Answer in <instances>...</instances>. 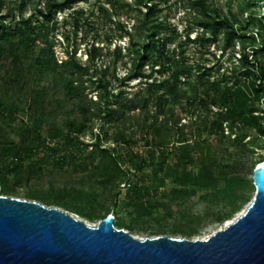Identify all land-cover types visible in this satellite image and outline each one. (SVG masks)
<instances>
[{"label":"rangeland","instance_id":"374dc122","mask_svg":"<svg viewBox=\"0 0 264 264\" xmlns=\"http://www.w3.org/2000/svg\"><path fill=\"white\" fill-rule=\"evenodd\" d=\"M1 1L0 25L13 30L23 27L24 33L14 41L19 53L30 55L19 66L24 70L21 80L0 69V144L5 139L18 144L10 159L0 152V176L6 175L3 181L13 189L6 196L58 207L92 225L112 214L117 228L138 238H187L183 231H193L190 239H204L243 213L255 195L254 169L264 162V137L259 130L264 128V91L252 86L259 80L254 76L240 81L242 111L231 104L222 111L211 103L218 100L219 92L232 87L231 73L242 65L241 52L251 54L264 68V0H206L220 17L239 22L244 38L230 47L225 46L224 30L215 40L187 42L188 35L194 39L202 32L200 23L207 20L200 8L193 7L194 0H144L162 11L158 20L162 41L150 48L146 68L157 62L165 63V70L157 66L151 79L129 82L122 79L129 77L137 58L130 40L143 45L151 34L141 26L136 29L138 9L145 11L139 4L142 0H88L56 12L49 23L39 11L48 2L62 0ZM8 12L14 16L2 20ZM27 20L35 32L26 29ZM93 44L102 52L90 74L81 77L89 125L80 121L56 138L68 121L78 119L80 99L67 90L76 77L54 64L66 60L67 51L76 48L77 60L88 65ZM106 67L112 92L125 84L132 97L150 85L161 97L164 113L152 108L133 111L119 121L99 120L104 93L96 89L94 80ZM196 96L197 101L207 99L209 108L190 104ZM34 107L40 110L41 130L34 127ZM156 115L159 133L151 127ZM145 135L161 144L149 146ZM237 135L245 136L242 144L234 139ZM98 139L102 148L114 150L128 170L122 182H104V163L94 154ZM187 158L195 162L188 170ZM222 173H240L245 182L237 185L234 194L219 195L227 186L218 177ZM91 211L97 214L92 220L84 216ZM228 211L232 213L227 220H216L219 212Z\"/></svg>","mask_w":264,"mask_h":264},{"label":"water","instance_id":"95a60500","mask_svg":"<svg viewBox=\"0 0 264 264\" xmlns=\"http://www.w3.org/2000/svg\"><path fill=\"white\" fill-rule=\"evenodd\" d=\"M253 182L243 213L204 239L138 238L117 228L112 214L92 225L58 207L0 194V264H264V162Z\"/></svg>","mask_w":264,"mask_h":264},{"label":"trees","instance_id":"16d2710c","mask_svg":"<svg viewBox=\"0 0 264 264\" xmlns=\"http://www.w3.org/2000/svg\"><path fill=\"white\" fill-rule=\"evenodd\" d=\"M88 0H62V1H53L48 2L45 4L44 10H40V16H42L47 23L53 21L55 19L56 12L63 11L65 9L73 8L75 4L81 3V2H87ZM160 1H166V0H160ZM139 4L144 5L143 8H145V11L142 9H138L139 14L137 17V24L136 29H139V26H141V29H147V31H150L151 34L147 35V41L143 43V45H139L140 41L132 39L130 40V45L134 48V51L136 53V60L133 63V71L129 74V77L122 79L125 82H129L130 80L140 79V81L144 80L147 81L152 78L154 72H158L155 67L158 66V69L162 68V70H165V63H160V65L155 62L152 64L150 69H147V63L149 60V52L150 48H156L157 43H161L162 38L160 36L159 28L160 23L158 22L160 15H161V9L157 5H148V3L144 0L140 1ZM193 7L200 8V10L203 12L204 16H206L207 20L200 23V26L202 27V32L195 37L194 39H191L189 35L187 36L186 40L188 43L193 42H204V41H211L215 40L219 33L224 30L226 33L225 38V46L230 47L237 39H243V35L241 34V30L239 29V22L238 21H230L226 18H222L218 15L217 9H211V6L207 4L206 0H194L192 3ZM2 8V1L0 0V10ZM83 11H76L75 13H81ZM14 15L10 12H8L6 15L2 16V20H5L7 18H12ZM77 20V19H76ZM149 23H153L151 26L147 27ZM26 29L30 30V32H35V27L32 25V22L30 20H27L24 22ZM1 35H0V69H5L7 74L12 73L14 79L13 80H21L24 78V70L19 69V66L24 63V58H28L30 55H28V52H25L23 55L18 52V48L15 44L14 39H16L17 36H20L24 33V28L21 26H17L15 30L12 29L11 26H4L0 25ZM126 34L131 36V33L128 32V30L125 31ZM162 47L164 49L165 42H163ZM35 53V51H33ZM76 52L77 49L73 48L72 50L67 51V59L62 61L60 64L55 63L54 66L57 68H60L63 70V72L69 73L71 76H75L76 78L71 79L70 82L67 85V90L69 96H77V98L80 99L79 104V112H78V119H75L74 121H68L69 124L66 127H63L58 130L57 137H61L65 132H70L76 127L79 122L84 125H89V121L87 120L89 109L85 107L83 104L87 96L84 92L83 88V82L81 81L82 76H88L90 74V71L92 70V64L95 63L96 58L100 55L102 52V48L95 46L94 44L88 49L87 57L89 64L85 65L81 61L77 60L76 58ZM164 50H162V53ZM38 59H35V62L37 64L40 63V61H36ZM240 60L242 62V65L239 70H234L231 73V78L234 80L232 83V87L230 89H227L225 91L218 93V100L212 101L211 105L215 108L222 110L225 108L226 105L231 104L234 105V108L236 110H243V104H242V93H243V86L240 85V81L249 80L252 77H257L259 79L255 83H252L255 88H257V91L263 90L264 91V83H260V81L264 78V68L263 66H260L259 62L254 59L251 54H246V52H241ZM34 62V60H33ZM34 65L30 64V69ZM100 78H96L94 80L95 84H97L96 89L104 93V95L100 96V102L103 105V110L100 112L99 120L107 119L109 122L113 121H119L125 116H127L129 113L138 110L139 112H145V111H153L152 108L159 110L160 114H163L164 111L162 109V103L161 97L156 94V91L150 86L146 85L143 88L140 89L138 93H136L134 96L130 97L132 94L126 90L127 86L125 84H122L118 90V92H112L109 85L111 81H109V76L107 74V67L101 71ZM9 76V75H8ZM93 79V77H91ZM114 81H119V79L116 76H113ZM121 80V82H122ZM76 83V86H75ZM214 84V83H213ZM41 93H37V95L34 97V105H39V98ZM208 96V95H207ZM197 96L194 97V100L190 102L192 104L198 103L199 106H201L204 109L209 108V102L207 99H203L200 101H197ZM34 107L31 109V117L32 120L35 123L34 127L36 130H41L42 125L39 124V121H41V116H38L40 113V110ZM41 109V108H40ZM220 114H218V117ZM1 117V115H0ZM159 115H156L154 117V120L152 121L151 127L153 129H156V131L159 133V130L157 129V119ZM220 126H222V123H220ZM262 137H264V128L259 129ZM146 141L149 146L155 145V144H161V141L158 143H155V137H147L145 135ZM75 140H78V135L75 134V137H73ZM150 138V139H149ZM236 142L242 144V142L245 140V136H235ZM187 144V141H184ZM175 145V144H174ZM183 146V145H180ZM18 148L17 141L14 139H5L3 143L0 144V152L1 156L6 160L10 159L13 156L14 151ZM95 151L94 154L97 158L103 161L102 166V177L104 178V182H122V180L125 179L126 175L128 174V170L123 168L122 163L120 162V159L118 156L115 155L114 150L102 148L101 141L98 139V141L95 143ZM186 170L190 169L191 167L195 166V162L192 158H187L186 161ZM17 169H15L16 171ZM218 177L222 179L223 181L227 182V186L224 190L218 191L217 194L223 195V194H229L232 195L237 189V185L243 184L245 181L240 173H233L231 175H228L227 173L219 174ZM7 176L4 175L3 177L0 176V193L2 195H8L5 194L6 192H11L13 189L3 181L6 180ZM118 186V185H117ZM249 188V187H248ZM116 196V195H115ZM36 201V200H35ZM232 211H228L226 213L219 212L216 220L221 222L224 220H227L231 216ZM88 219L92 220L97 216L96 211H91L90 213H86L84 215ZM105 218V217H103ZM189 238L193 235V231L187 232L183 231ZM190 239V238H189Z\"/></svg>","mask_w":264,"mask_h":264},{"label":"bare ground","instance_id":"6f19581e","mask_svg":"<svg viewBox=\"0 0 264 264\" xmlns=\"http://www.w3.org/2000/svg\"><path fill=\"white\" fill-rule=\"evenodd\" d=\"M231 222H232V221H229L228 223H226V225H229ZM226 225H224V227H225Z\"/></svg>","mask_w":264,"mask_h":264}]
</instances>
